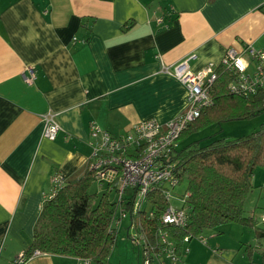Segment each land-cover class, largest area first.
<instances>
[{
	"label": "crops",
	"instance_id": "1",
	"mask_svg": "<svg viewBox=\"0 0 264 264\" xmlns=\"http://www.w3.org/2000/svg\"><path fill=\"white\" fill-rule=\"evenodd\" d=\"M262 4L0 0V264H14L30 243L53 175L67 180L81 173L91 125L117 136L140 121L165 124L182 112L185 86L162 66L195 54L189 66L196 72L218 64L228 47L264 51ZM30 67L35 78L26 82ZM47 112L60 126L53 140L43 136ZM246 229L228 224L219 234L224 240L212 245L190 240L182 264H259L261 242ZM23 264L76 263L39 253Z\"/></svg>",
	"mask_w": 264,
	"mask_h": 264
},
{
	"label": "trees",
	"instance_id": "2",
	"mask_svg": "<svg viewBox=\"0 0 264 264\" xmlns=\"http://www.w3.org/2000/svg\"><path fill=\"white\" fill-rule=\"evenodd\" d=\"M259 9L264 12V4ZM216 71L211 105L203 108L200 116L181 132L178 147L169 158L177 170V185L185 183L187 226L161 224L160 216L167 203L161 193L153 192L149 195L153 217L145 219L144 229L150 234L167 231L181 255L187 234L197 236L206 230L221 234L228 224H239L254 230L261 242L259 264H264V228L246 208L253 173L257 168L264 169V122L251 133L232 139L222 137L206 143L202 138L189 140L212 124L250 120L264 111V88L252 97L234 95L228 89L234 76L221 66ZM94 181L87 163L78 176L64 179L59 190L44 199L31 241L22 252L21 262L14 264H23L34 251L72 257L76 264L77 259L107 264L118 232L112 226L116 203L108 198L113 191L108 186L101 185L105 190L100 196L90 192ZM252 248L245 246L249 259Z\"/></svg>",
	"mask_w": 264,
	"mask_h": 264
},
{
	"label": "built area",
	"instance_id": "3",
	"mask_svg": "<svg viewBox=\"0 0 264 264\" xmlns=\"http://www.w3.org/2000/svg\"><path fill=\"white\" fill-rule=\"evenodd\" d=\"M196 59L195 54L181 60L173 66H162V70L176 77L185 86L186 103L182 112L173 120L160 124L155 119L140 121L126 133L114 136L96 125L90 126L88 144L91 148L86 162L100 185L115 191V216L112 226L117 230L128 218L125 227L139 256V264H182L185 246L192 238L206 244L200 234L183 238L184 247L180 254L167 231H145V219L153 217L150 194L161 193L166 200V207L160 216L161 224L178 228L187 226L188 214L185 196L173 195L178 184L174 162L169 161L173 150L178 147V138L189 123L198 118L203 108L211 105L210 93L217 78V67H224L234 79L229 83V91L237 96L252 97L264 88V51L254 49L250 44L241 50L228 47L218 64L209 62L200 70L190 69L189 61ZM35 78L33 67L24 75L26 82ZM43 136L53 140L60 126L54 113L43 115ZM60 174L52 177V188L47 195L51 198L63 185ZM178 202V203H175ZM143 215V216H142ZM264 222V212L261 216ZM39 254L34 251L33 255ZM22 253L14 262L22 260ZM77 264H89L88 260L77 259Z\"/></svg>",
	"mask_w": 264,
	"mask_h": 264
},
{
	"label": "rangeland",
	"instance_id": "4",
	"mask_svg": "<svg viewBox=\"0 0 264 264\" xmlns=\"http://www.w3.org/2000/svg\"><path fill=\"white\" fill-rule=\"evenodd\" d=\"M263 122H264V111L250 120L228 121V122H221L219 124L218 123L212 124L202 132L191 136L189 140L202 138L203 140L205 139L202 142L206 143L213 139L222 138V137L227 139H232L251 133L253 130L258 129L260 124ZM204 136H207L209 138L207 137H206L207 139L203 138ZM251 182L253 184V188H252L253 192L251 191L253 204L252 202L250 203L251 210L254 211L256 205H258L257 208L255 209V213H256L255 216L260 222L259 223L260 227L264 228V222L260 221L261 220L260 218L264 212V169H260V168L255 169ZM104 190L105 187L99 185V183H97L96 181L92 182L89 187V191L92 193L95 192L97 196H100ZM184 191H185V183H181L173 189L172 193L173 195L176 196H182L184 194ZM108 198L109 200H113L115 198L114 190L109 193ZM248 202L249 200L246 203V208L249 210L250 207H248ZM127 220L128 218L124 219L122 222V226L119 227L118 229L115 244L113 245L111 252L108 256L107 264H137L139 261L137 250L133 247L129 236L126 233L125 227L127 226ZM246 230L251 231L252 229H246ZM201 235L205 238L206 241L209 239V244L211 245H212V241L215 239L223 238L222 240H224V235H219V233H216L215 230H206ZM246 235L250 236L248 233ZM248 239L251 241L252 237H249ZM191 241L202 244V242L195 237L192 238Z\"/></svg>",
	"mask_w": 264,
	"mask_h": 264
}]
</instances>
